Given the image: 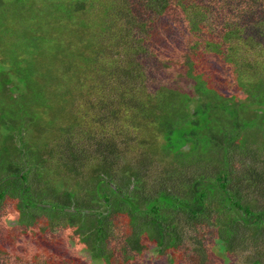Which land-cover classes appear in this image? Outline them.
Returning <instances> with one entry per match:
<instances>
[{"label":"trees","instance_id":"obj_1","mask_svg":"<svg viewBox=\"0 0 264 264\" xmlns=\"http://www.w3.org/2000/svg\"><path fill=\"white\" fill-rule=\"evenodd\" d=\"M210 241L264 264V0H0V264Z\"/></svg>","mask_w":264,"mask_h":264},{"label":"rangeland","instance_id":"obj_2","mask_svg":"<svg viewBox=\"0 0 264 264\" xmlns=\"http://www.w3.org/2000/svg\"><path fill=\"white\" fill-rule=\"evenodd\" d=\"M225 87H223L224 89ZM58 99V98H57ZM136 156V155H134ZM45 164L50 165V163L46 162ZM62 191H59V193L56 195V198H62ZM211 241L206 247L208 249V260L203 264H246L247 257L250 256V252H240L235 250V254L230 256L229 258L223 259L221 257V253L216 245L212 243ZM177 259L180 261L179 264H199V260L197 256L194 255V251H191V248L189 246H186L182 253L177 257ZM155 264H165V262L162 260L160 262H156ZM202 264V263H201Z\"/></svg>","mask_w":264,"mask_h":264}]
</instances>
